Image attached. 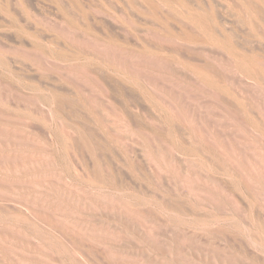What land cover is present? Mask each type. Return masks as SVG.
Here are the masks:
<instances>
[{
    "label": "rangeland",
    "instance_id": "obj_1",
    "mask_svg": "<svg viewBox=\"0 0 264 264\" xmlns=\"http://www.w3.org/2000/svg\"><path fill=\"white\" fill-rule=\"evenodd\" d=\"M0 264H264V0H0Z\"/></svg>",
    "mask_w": 264,
    "mask_h": 264
}]
</instances>
